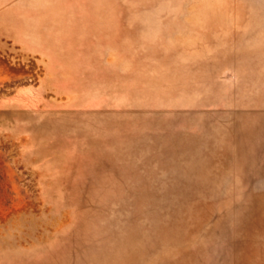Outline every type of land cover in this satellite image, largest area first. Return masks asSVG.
<instances>
[{"label": "rangeland", "instance_id": "374dc122", "mask_svg": "<svg viewBox=\"0 0 264 264\" xmlns=\"http://www.w3.org/2000/svg\"><path fill=\"white\" fill-rule=\"evenodd\" d=\"M2 247L264 264V0H0Z\"/></svg>", "mask_w": 264, "mask_h": 264}, {"label": "crops", "instance_id": "0c3cea01", "mask_svg": "<svg viewBox=\"0 0 264 264\" xmlns=\"http://www.w3.org/2000/svg\"><path fill=\"white\" fill-rule=\"evenodd\" d=\"M18 41L21 43L22 46L26 47L29 51H31L32 53L35 54H39L40 57L43 58H50L51 59V67L55 66L53 65V63L55 62L56 64V68H61V70H54L53 72H64V67L67 66V60L69 59L68 54L66 53L65 50H62L58 55H51L50 51H46L43 48H45L42 45H39V47H32V45L30 46L27 42H30L28 39H18ZM55 60V61H53ZM52 71V70H51ZM63 104V102L61 103V105ZM12 252L8 251V248H0V264H8V263H12Z\"/></svg>", "mask_w": 264, "mask_h": 264}]
</instances>
